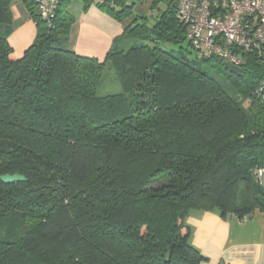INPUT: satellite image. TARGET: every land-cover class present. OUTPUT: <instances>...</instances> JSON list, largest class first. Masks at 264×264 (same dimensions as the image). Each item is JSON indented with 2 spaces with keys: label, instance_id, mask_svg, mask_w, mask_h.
Segmentation results:
<instances>
[{
  "label": "trees",
  "instance_id": "trees-1",
  "mask_svg": "<svg viewBox=\"0 0 264 264\" xmlns=\"http://www.w3.org/2000/svg\"><path fill=\"white\" fill-rule=\"evenodd\" d=\"M148 1L152 26L129 0H99L124 28L98 60L58 46L68 0L49 24L23 0L36 36L15 58L0 0V176L25 179L0 181V227L20 225L0 264H201L191 211L264 215V44L237 51V67L176 57L158 45L187 41L178 0ZM123 38L143 44L120 50ZM110 72L119 92L96 96Z\"/></svg>",
  "mask_w": 264,
  "mask_h": 264
},
{
  "label": "crops",
  "instance_id": "crops-1",
  "mask_svg": "<svg viewBox=\"0 0 264 264\" xmlns=\"http://www.w3.org/2000/svg\"><path fill=\"white\" fill-rule=\"evenodd\" d=\"M84 10L83 0H68L66 12L73 18L67 36L60 39L63 49L82 57L103 60L124 25L102 12L91 0ZM11 2L12 23L7 41L13 56L19 58L32 44L36 26L30 20L23 0ZM15 4V5H14ZM190 243L206 261L201 264H264V215L255 211L238 219L221 217L217 211H191L186 219Z\"/></svg>",
  "mask_w": 264,
  "mask_h": 264
},
{
  "label": "built area",
  "instance_id": "built-area-1",
  "mask_svg": "<svg viewBox=\"0 0 264 264\" xmlns=\"http://www.w3.org/2000/svg\"><path fill=\"white\" fill-rule=\"evenodd\" d=\"M61 1L33 0V4L39 18L49 24ZM175 14L186 26V40L205 57L215 56L237 67L242 63L237 51L264 44V0H178ZM255 174L261 184L264 169Z\"/></svg>",
  "mask_w": 264,
  "mask_h": 264
},
{
  "label": "rangeland",
  "instance_id": "rangeland-1",
  "mask_svg": "<svg viewBox=\"0 0 264 264\" xmlns=\"http://www.w3.org/2000/svg\"><path fill=\"white\" fill-rule=\"evenodd\" d=\"M130 3L133 2L134 6L132 8V17L140 16L148 18L149 26H152L157 20V10H150V3L148 0L143 2H138V0H129ZM15 4H18V0H14ZM14 4V5H15ZM143 42L134 38H123L117 43V48L120 50H127L132 47H137L142 45ZM60 46V42L58 43ZM164 50H168L172 55L176 57L186 56L188 58L194 59L198 53L195 49L189 48L187 46V41H185L181 46H174L171 44L158 45ZM61 47V46H60ZM178 51L180 54L178 55ZM206 71L210 73H214L213 70L205 68ZM119 92V87L116 84L114 75L110 73H105L102 77L100 84L96 89V96L103 97L110 94H115ZM20 236V225L16 221H11L10 219L4 224V226L0 227V239L3 241H14Z\"/></svg>",
  "mask_w": 264,
  "mask_h": 264
},
{
  "label": "water",
  "instance_id": "water-1",
  "mask_svg": "<svg viewBox=\"0 0 264 264\" xmlns=\"http://www.w3.org/2000/svg\"><path fill=\"white\" fill-rule=\"evenodd\" d=\"M1 183L5 185H11L15 183H22L25 181L24 177L14 174V175H3L0 176Z\"/></svg>",
  "mask_w": 264,
  "mask_h": 264
}]
</instances>
